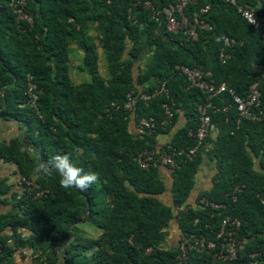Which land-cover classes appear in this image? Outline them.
I'll return each instance as SVG.
<instances>
[{
  "label": "trees",
  "instance_id": "trees-1",
  "mask_svg": "<svg viewBox=\"0 0 264 264\" xmlns=\"http://www.w3.org/2000/svg\"><path fill=\"white\" fill-rule=\"evenodd\" d=\"M9 1L0 0V119L18 122L22 135L0 143V159L15 165L22 190L8 195L10 209L0 213V264H23L26 258L29 264H176L175 243L168 249L160 246L171 223L179 231L202 226L191 223L199 216L196 209L173 215L190 195L201 148L190 160L174 157L177 167L167 180L159 169L146 171L134 162L138 151L155 145L156 136L168 134L167 144L175 150L194 145L187 132L197 127L196 105L205 96L189 87L176 66L208 70L209 80L241 97L257 83V120L236 123L227 93L211 99L218 109L209 113L217 134L205 141L213 172L208 189L197 198L223 203V212L240 221L238 238L246 239L241 253L259 252L264 264V74H253L264 65L258 31L221 0H195L184 8L189 21L198 15L210 27L197 31L192 41L166 32L134 0H24L21 10L30 22L17 19ZM237 3L264 14L263 0ZM206 5L207 13L198 14ZM89 25L95 27L97 42L87 35ZM223 37L236 44L221 63L214 55ZM71 45L81 54L78 68L87 81L73 83L70 78ZM144 45L148 53L140 68ZM97 48L107 78L97 72ZM29 82L36 89L33 106L25 94ZM160 83L167 97L158 93L145 101L139 98ZM129 93L135 98L131 112L123 109ZM164 102H171L170 123L149 134L138 131L134 124L140 118H162ZM179 118L182 124L176 127ZM57 154L97 173L98 182L83 192L63 189L57 174L36 172L41 159ZM240 184L244 187L231 202L228 196ZM4 194L1 190L0 203ZM164 194L168 203L162 201ZM80 222L98 230L97 237L78 235ZM242 261L210 262L203 253L188 256V264Z\"/></svg>",
  "mask_w": 264,
  "mask_h": 264
},
{
  "label": "built area",
  "instance_id": "built-area-1",
  "mask_svg": "<svg viewBox=\"0 0 264 264\" xmlns=\"http://www.w3.org/2000/svg\"><path fill=\"white\" fill-rule=\"evenodd\" d=\"M228 6H232L236 13L249 25L251 28L258 31L259 39L264 43V14L255 13L253 8H250L244 4L237 3V0H221ZM264 1V0H263ZM135 5H140L144 9H148L151 12L152 18L158 21L160 26H163L164 30L172 35L182 34L184 41H192L197 38V31L209 30L210 27L194 15L192 20L189 21L183 14L184 8L195 2V0H166V4L163 6H153L149 0H134ZM24 4V0H10L9 6L12 8L13 13L17 19L30 22V18L25 15L21 7ZM208 6H204L198 10V14L205 15L207 13ZM254 19L255 23L249 21ZM236 42L229 38L223 37L220 40V44L214 57L223 63L229 58V52ZM175 70L181 74L188 82L189 87L197 89L201 94L205 96V101L196 105V113L198 115L197 127L192 131L188 130L187 135L192 138L194 145L189 148H180L175 150L167 144V141H161L160 136L155 137V145L150 148H144L138 151L134 156V162L136 165L143 169H160L163 168L169 174L174 168L177 167V163L174 161V157H183L186 160H190L196 153L197 149L209 147L205 140H213L217 134V128L211 123L209 113L218 111L211 103V99L218 94L227 93L231 99V104L237 112L238 119L236 123L241 119L254 121L257 120V114L254 113V109L259 106V91L257 89V83L252 82L248 88L246 94L241 97L236 95L232 90L225 87L223 84L216 85L209 80L210 72L208 70L199 68H187L185 66H176ZM253 74H264V65L256 66L253 70ZM30 79V76H28ZM35 86L32 83H27L25 94L29 99L30 106H33L36 100ZM162 93L167 97V91L164 87V83H160L158 88L153 90L150 95L140 94L139 98L143 101L147 100L150 96ZM135 103V98L131 93L126 95V100L123 103V109L131 112ZM170 104L164 102L161 104L162 118L156 120L153 117L140 118L139 121L134 124L138 131L150 133L154 130L155 126L163 129L170 123L172 113L170 111ZM259 113V112H258ZM178 127V124L175 123ZM28 187L29 183L24 182ZM244 185H235L228 198L231 202H234L236 194L241 192ZM195 185L190 190V193L195 191ZM29 191V187L27 188ZM199 192V191H198ZM198 192L189 201H186L183 205L173 209V215L177 212L185 211L187 208L198 210L199 216L191 219V223L195 226L198 223H202L201 228H197L192 231H177V237L175 241L176 253L174 260L176 264H188V256L191 254H204L210 262L228 263L236 261L243 257L241 264H262L259 252H251L243 255L241 253L243 244L246 239H239L238 232L240 230V221L223 212L225 206L223 203H215L208 201L202 197L197 198ZM43 192H36L35 198H38ZM196 227V226H195Z\"/></svg>",
  "mask_w": 264,
  "mask_h": 264
},
{
  "label": "crops",
  "instance_id": "crops-1",
  "mask_svg": "<svg viewBox=\"0 0 264 264\" xmlns=\"http://www.w3.org/2000/svg\"><path fill=\"white\" fill-rule=\"evenodd\" d=\"M77 55L79 56V59H80L81 54L79 53ZM176 124L180 126L182 124V119L179 118ZM21 135H22V130L18 122L11 120V119L9 120L0 119V143L1 144L6 145L8 144L10 140L19 139ZM160 139L161 141H168L169 135L168 134L162 135L160 136ZM207 166H209V168ZM212 172H213L212 164L207 159L206 155H204L201 152V162L193 178V182H194L196 190L190 193L187 201L192 199L196 192L208 189L209 178L212 175ZM159 173L163 177V179L167 180L169 178L168 173L165 169L160 168ZM21 182H22L21 178L16 172L15 165H13L11 162H5L0 159V191L5 190V194L3 195V197H5V201L3 203H0V213L7 212L10 209L9 202L6 201L8 200V195L12 192H20L22 190ZM162 200L164 203H168V198L166 194H164V197H162ZM167 232H168V235L172 236V239H174L173 243H175L176 237H177V231L173 223L169 225ZM23 253L27 254L28 252L26 250L25 251L23 250ZM23 264H29L28 258H26Z\"/></svg>",
  "mask_w": 264,
  "mask_h": 264
},
{
  "label": "clouds",
  "instance_id": "clouds-1",
  "mask_svg": "<svg viewBox=\"0 0 264 264\" xmlns=\"http://www.w3.org/2000/svg\"><path fill=\"white\" fill-rule=\"evenodd\" d=\"M255 23L254 19L249 21ZM38 174L51 176L53 173L59 177V186L63 189H77L86 191L91 185L98 182L99 176L95 172H85L82 168L75 166L67 155H54L51 159H41L36 168Z\"/></svg>",
  "mask_w": 264,
  "mask_h": 264
},
{
  "label": "rangeland",
  "instance_id": "rangeland-1",
  "mask_svg": "<svg viewBox=\"0 0 264 264\" xmlns=\"http://www.w3.org/2000/svg\"><path fill=\"white\" fill-rule=\"evenodd\" d=\"M88 28L89 29H88L87 35L89 36V38L91 40L97 42L96 31L94 29L95 28L94 25H89ZM68 52H69V55H71V56H69L70 57L69 58V67H70V78H71L72 82L73 83H80L82 81H87V79H88L87 75H85V73L81 72L78 68V64L80 63L79 56L77 55V54H79L78 51L76 50V48L73 45H71V48H69ZM147 53H148V47L146 45H144V50L142 52V58L138 62V65L140 66V68H143V64H144L143 59L147 55ZM97 72L101 77L107 78L106 73H105V68H104L103 55H102L101 49H99V48H97ZM206 150H207V147H204L201 150V152L204 155H206ZM207 167L209 168V166H207ZM162 197H164V195ZM163 200H165V199H163ZM76 228L78 230L77 234L82 236L83 238L85 237V238L93 239V238H96L97 235L99 234L98 230H96V229H94V228H92V227H90V226H88L82 222L78 223L76 225ZM173 240L174 239H172V236L167 234L164 242L161 244L160 247L162 249H168L169 247L174 245Z\"/></svg>",
  "mask_w": 264,
  "mask_h": 264
}]
</instances>
